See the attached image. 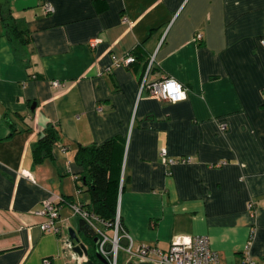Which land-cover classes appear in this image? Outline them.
<instances>
[{"label": "crops", "instance_id": "obj_1", "mask_svg": "<svg viewBox=\"0 0 264 264\" xmlns=\"http://www.w3.org/2000/svg\"><path fill=\"white\" fill-rule=\"evenodd\" d=\"M4 2L27 42L17 57L0 22V264L83 262L66 242L79 220L68 204L59 233L42 232L33 212L55 196L87 203L73 156L107 139L132 249L205 235L219 264H240L247 243L264 264V0H104L101 10L93 0ZM137 49V63H113ZM150 57L147 80L175 79L186 99L140 90ZM47 124L58 140L35 165ZM161 148L192 159L164 166Z\"/></svg>", "mask_w": 264, "mask_h": 264}, {"label": "built area", "instance_id": "obj_2", "mask_svg": "<svg viewBox=\"0 0 264 264\" xmlns=\"http://www.w3.org/2000/svg\"><path fill=\"white\" fill-rule=\"evenodd\" d=\"M52 9V6L48 2H43V10L46 12H53ZM122 19L123 22L127 21L126 17H123ZM193 40H200V34L196 33ZM95 41L97 40L94 39L91 43L94 44L93 42ZM112 60L115 64L126 65L133 61V56L128 53L124 58L117 59L114 56L112 57ZM151 63L152 57L149 58L147 66L141 75L142 77L139 82L140 90L147 91L149 96H153L162 102L166 101L174 103L173 100L177 96L175 89L178 84L180 85V91L184 93V98L176 99L175 102L186 99V88L175 79L161 77L150 81L147 80V75L152 68ZM51 85L54 88H60L63 86V83L59 80H54L51 82ZM97 110L100 111V106L97 107ZM158 157H160L161 163L164 166L186 164L192 159L191 156H178L177 158L170 157L167 155L166 149L164 148L159 150ZM222 163L223 162L216 163L214 165L218 166ZM62 203H66L64 198L61 196H55L51 200H43L39 209L33 212L36 216H42L43 218V221L38 225L42 232H60L59 206L62 205ZM67 204L72 209L73 214H76L79 218L87 221L90 227L96 232V238L98 241L96 250L98 253H101L107 264H118L117 260L120 252H123L126 255L127 261L135 260L138 263L219 264L217 254L208 247V237L205 235L173 236L165 251L148 244H139L132 249L130 235L125 229L120 228L121 217H119V205L116 207L114 221L109 225L79 207L78 203L74 202ZM252 206L253 203L250 201L247 206L248 210H250ZM108 229L112 230L110 235L106 233ZM122 240L126 241L125 245L120 244ZM106 245H109L108 251H105ZM244 246L240 264H256L255 260L249 256L248 243ZM42 263L50 264L48 259H43Z\"/></svg>", "mask_w": 264, "mask_h": 264}, {"label": "trees", "instance_id": "obj_3", "mask_svg": "<svg viewBox=\"0 0 264 264\" xmlns=\"http://www.w3.org/2000/svg\"><path fill=\"white\" fill-rule=\"evenodd\" d=\"M93 2L95 8L98 10L104 9V0H93ZM0 22L4 26L5 35L10 42V47H12L15 55L19 57L22 53L23 45L27 42V34L13 17L6 2L0 3ZM133 53L134 56L130 53L133 56L132 62L137 63L142 53L138 49ZM57 134L56 128L50 124L45 126L42 134L37 138L38 140L31 150L32 162L35 165L43 158L50 156V149L58 140ZM114 142V139H107L100 144L78 146L73 156V161L78 166L75 179L80 185L77 186V191L86 193L89 196L87 203H78L79 207L109 225L113 223L115 218L120 183L118 177L114 176V173L117 174L119 172L118 166L115 168L112 167V158L115 151ZM64 200L66 202L67 199L64 198ZM66 203L73 202L67 201ZM78 219V231L83 240L89 242L87 246L89 253H91V259L94 264H103L94 258L93 251L96 249V245L92 239L96 237V232L90 227L87 221L79 217ZM120 228H123L121 218Z\"/></svg>", "mask_w": 264, "mask_h": 264}, {"label": "water", "instance_id": "obj_4", "mask_svg": "<svg viewBox=\"0 0 264 264\" xmlns=\"http://www.w3.org/2000/svg\"><path fill=\"white\" fill-rule=\"evenodd\" d=\"M5 0H0V3H3ZM93 243L95 245L98 244L97 238L92 239ZM66 242H68L69 248L72 251L73 254L77 255L78 257L84 259L81 264H94L93 260L90 257L89 248L88 246H85L84 242L81 241V237L78 230H74L72 227L66 228ZM120 244L125 245L126 241L122 240ZM109 250V245L105 246V251ZM94 258L97 261L102 262L103 264L107 263L106 260L103 258L101 253H98V251L95 249L93 251ZM133 264V263H128ZM135 264H149V263H135Z\"/></svg>", "mask_w": 264, "mask_h": 264}, {"label": "rangeland", "instance_id": "obj_5", "mask_svg": "<svg viewBox=\"0 0 264 264\" xmlns=\"http://www.w3.org/2000/svg\"><path fill=\"white\" fill-rule=\"evenodd\" d=\"M81 241L84 242L85 246H87V244L89 243L88 241H85V240H82V239H81ZM117 263L118 264H128V263L135 264V263H138V262L135 261V260L134 261H132V260L131 261L130 260L127 261L126 255L123 252H120L119 255H118Z\"/></svg>", "mask_w": 264, "mask_h": 264}, {"label": "clouds", "instance_id": "obj_6", "mask_svg": "<svg viewBox=\"0 0 264 264\" xmlns=\"http://www.w3.org/2000/svg\"><path fill=\"white\" fill-rule=\"evenodd\" d=\"M175 91L177 92V96L174 98L173 102H175L176 99H183L184 93L180 91V85H176Z\"/></svg>", "mask_w": 264, "mask_h": 264}]
</instances>
